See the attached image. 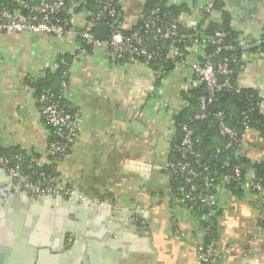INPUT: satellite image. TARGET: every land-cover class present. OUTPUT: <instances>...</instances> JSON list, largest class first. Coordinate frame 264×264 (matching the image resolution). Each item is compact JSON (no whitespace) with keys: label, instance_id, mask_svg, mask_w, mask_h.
Listing matches in <instances>:
<instances>
[{"label":"crops","instance_id":"obj_1","mask_svg":"<svg viewBox=\"0 0 264 264\" xmlns=\"http://www.w3.org/2000/svg\"><path fill=\"white\" fill-rule=\"evenodd\" d=\"M152 1L118 0L121 27L130 30L147 2ZM160 1L166 6L186 8L178 18L186 31L196 27L205 30L221 20L219 11H204V3L216 0ZM218 1L230 13L231 27L241 36L255 40L264 34V0ZM84 17V13H77L71 24L81 29ZM79 45L75 38L26 32L0 35V147L19 149L36 156L40 165L47 163L50 133L41 121L28 82L46 70L54 72L64 64L63 57L70 56L67 96L76 112L77 135L71 150L56 165L57 184L77 192L78 206L83 210H93L84 204L86 199L100 204L99 208L110 205L111 212L122 210L114 219L107 217L108 224L116 228L112 235L102 222L93 229L95 212H91L93 219L87 218L89 223L83 222L86 234L98 235L88 238L94 244L91 249L95 264H123L122 257L133 247L145 255L149 253L143 242L147 228L158 252V264H201L197 256L203 242L200 221L171 203L170 179L164 165L170 149L165 144L171 143L174 133L172 118L182 104L180 93L188 91L195 80L193 66L202 57L203 46L185 48L187 53L178 57L173 70L159 77L147 64L116 60L101 47L76 58ZM238 84L242 88L258 86L264 91V57L244 66ZM134 122L141 130L132 127ZM243 146V153L251 159H264L263 137L246 134ZM260 196L250 192L235 196L224 188L218 191L220 264H246L243 256L247 253L264 264V247L254 242L263 228L264 194ZM61 204L31 198L10 201L8 211L16 216L0 218V246L10 247L13 252L15 245L22 244L23 236L15 237V224L39 245L48 238L45 221L69 229L81 226L73 216L61 213ZM135 204L139 214L135 211L127 217L125 212L135 210ZM18 248L22 255L23 248ZM11 251L5 253L7 257L12 256ZM52 255L46 256L49 262ZM23 260H6L3 264H25ZM62 260L59 258L55 264H68Z\"/></svg>","mask_w":264,"mask_h":264},{"label":"trees","instance_id":"obj_2","mask_svg":"<svg viewBox=\"0 0 264 264\" xmlns=\"http://www.w3.org/2000/svg\"><path fill=\"white\" fill-rule=\"evenodd\" d=\"M108 3L109 0H63L62 7L58 12L51 14L50 19L52 21H59L62 24L67 23L71 26L70 17L81 12L83 9L85 25L82 28L93 33L94 27H90L88 23L91 22L90 20L95 18ZM112 4L116 9L115 15L113 17L105 16L100 22L109 23L112 30L118 28L123 30L125 34L134 31L139 32L144 39L143 47L147 52L156 55L147 65L155 74H159V77H163L173 70L175 62L180 59L169 58L171 48L179 49L182 55L187 53L184 50L185 45L183 40L190 38L194 31H186L178 25L177 36L175 38L166 41H157L153 39L151 33L145 32L142 17L155 19L156 16L153 15V11L157 10V17L165 27L173 20H178L181 12L186 11V8L184 6H166L165 3L160 0L147 2L142 10L140 19L136 21L130 30H125L121 27L120 21L118 20V15L121 13L118 0L113 1ZM0 9L8 10L15 14L19 11L23 15L29 13L19 8L14 0H0ZM212 9L220 12L221 20L218 24H210L205 30L196 27V29L200 31L199 38L210 39L215 32H223L226 36L220 48L212 44L203 46L204 51L199 62L204 63L209 60L215 69L224 63L226 67L232 71L229 77L230 88L216 87L209 92L206 85L200 82L190 90L180 93L184 105L172 118L174 133L171 137L167 161L174 164L187 163L194 171L198 172L200 175L193 181L199 187V193L202 195L206 193L203 185L205 179L211 184L212 189L217 188L220 190L224 188L235 196H241L244 192H250L253 195L260 196V193L251 190L247 186L244 175L250 170L253 173L254 180L262 182L264 180V159L254 160L243 153V136L256 133L258 136L264 138V111L259 107L260 98L256 90L239 87L238 77L244 68V64L240 60V57L244 52L237 42L239 33L231 27L230 13L224 9L223 3L218 0L213 3ZM76 40L80 45L82 44L80 38ZM258 41H264V34L260 35L258 39L252 40V44ZM190 45L191 44L188 43L186 47ZM92 49V47L86 46V54L90 53ZM248 51L264 54V44L256 48H251ZM63 60L64 64H59L54 72L46 70L38 77L29 80L28 89L31 91L36 101L41 95L48 92L51 101L58 102L63 110L69 112L74 122L76 112L74 108L70 107L67 96L69 90L68 68L72 58L65 55ZM120 60L123 62H143L139 57H130L127 55ZM194 77L197 79L196 74H194ZM202 99H211L210 104L206 106V118L203 120H195V116L199 113ZM217 115L220 116L221 122L225 126L235 130L237 133V140L228 149L225 148L228 138L222 136L220 133L216 118ZM184 126L190 129L192 133V145L189 154L186 155L181 154L178 150L181 146ZM45 127L50 133L49 142L59 141V138L54 136L53 130L48 126ZM236 151L241 152L239 157H235ZM66 154L49 153L47 155V163L40 165L39 163H29L30 158L35 157L37 159L36 156L26 155L23 151L16 148L3 149L0 147V155L8 158L11 164L17 162L14 160L15 156L20 157L18 161L22 164V172L28 176L31 181L38 182L41 185L44 183L43 179L40 177L41 173H44L46 176L58 178L56 165ZM236 168L240 169V179L234 178V171ZM204 169L206 170L204 171ZM184 184L185 179L183 177L179 175L171 177L169 182L171 203L173 202L172 199L183 198L184 192H181L180 189L184 187ZM180 207L185 208L199 219L201 229L202 227L207 228V231L203 232L201 247L205 250V248L214 242L215 248L217 249L219 240L218 219L221 215L218 203L215 207V218L211 219L209 222L202 220V217L208 212V209L199 201H185ZM260 227L264 228V220L261 222ZM220 262L217 251V255L212 254L208 261H201V264H220Z\"/></svg>","mask_w":264,"mask_h":264},{"label":"built area","instance_id":"obj_3","mask_svg":"<svg viewBox=\"0 0 264 264\" xmlns=\"http://www.w3.org/2000/svg\"><path fill=\"white\" fill-rule=\"evenodd\" d=\"M115 0H109V3L106 4L102 11H100L95 18L90 20L88 24L90 27H95V25L100 24L101 20L105 16L113 17L116 13L112 2ZM16 5L22 10H26L29 13L23 15L20 11L11 13L8 10L0 9V35L6 34L10 35L13 33H22L26 32L32 35H50L56 37H66V38H80L82 44L79 46L76 58H79L86 54L85 47L90 46L93 49L96 47H101L106 50L113 58L120 60L124 56L130 57H139L143 60L142 63L148 64L156 55L153 53L147 52L143 47L144 39L139 32H132L125 34L121 29L112 30V27L109 23H103L109 26V34L103 41H95L93 39V33L86 31L84 28H77L71 24L67 23L62 24L59 21H52L50 15L59 11L63 5V0H14ZM213 8L212 2L204 3V11H211ZM84 13V10L81 11ZM158 11H153V15L156 16L155 19L149 17H142V23L145 29V32L152 34L153 39L157 41H166L173 39L177 36L178 31V20H173L168 26H163L157 17ZM74 15L70 17L71 19ZM141 17V16H140ZM84 29V30H83ZM193 35L190 38L183 40L185 45L184 49L187 48V44L190 43L192 46H205L206 44H212L215 46H220L224 42L226 36L223 32H215L212 38H199V30L194 28ZM239 47L246 48L252 45V39L241 36L239 34L237 39ZM189 48V47H188ZM242 53L240 60L244 66L250 64L253 60L264 57L263 53L260 52H249L244 51ZM182 56V53L177 48H171L169 58L174 59ZM193 72L196 74L197 79L193 81V88L200 82H203L208 88L209 92L214 90L216 87L230 88L229 77L232 74V71L229 70L226 65L223 63L219 65L216 69L213 68L209 60L204 63L198 62L193 66ZM159 76V74H158ZM216 76L222 78V82L218 83ZM252 89L258 92L259 96V107L264 111V91H262L258 86L253 87ZM211 99H202L200 102L199 113L195 116V120H203L206 118L205 110L206 106L210 104ZM36 106L38 113L40 115L41 121L44 126H48L53 130L55 137L59 138V141L49 142L48 145V154H66L69 152L75 142L77 135V129L75 123L72 120L69 112L63 110L58 102L51 101L50 94L45 92L40 98L36 101ZM181 109L184 105V102L181 101ZM218 127L222 136L228 138V142L225 148H230L232 144L237 140V133L235 130L225 126L221 122L220 116L217 115ZM191 131L190 129L183 127V138L181 146L178 148L179 152L183 155L189 154L191 143ZM245 135L243 136L244 140ZM241 155L240 151H236L235 157ZM20 157L15 156L14 160L17 161L14 164H11L9 159L0 155V169L7 174H10L15 181V185L22 188L25 192H30L33 195L41 194H53L60 193L63 196L71 199L74 195L69 189L59 187L57 184V178L53 176H46L44 173L40 174V177L43 179V185L38 182L31 181L28 176L22 172V164L18 160ZM29 163L38 164V159L35 157L30 158ZM206 169H204L205 171ZM164 171L171 179L174 175H179L185 179L184 187L180 190L184 192L183 198L172 199V203L176 206H182L185 201H199L204 205L208 212L202 217V220L209 222L211 219L215 218V207L217 205V195L218 189L211 188V184L204 179V190L205 194L199 193V187L194 183V179L197 178L200 174L194 171L189 164L187 163H177L166 162L164 165ZM234 178L240 179L241 172L239 168H236L234 171ZM244 179L247 182V186L260 194H264V180L262 182H257L254 180L252 171L248 170ZM185 189V190H184ZM215 192V193H214ZM202 231L206 232L207 228L202 227ZM254 242L264 247V228H261L260 233L254 238ZM212 254L217 255V249L215 248V243L212 242L205 250L200 247L197 252V256L201 261H208ZM257 262L255 255L247 253L243 256V262L249 263V261ZM256 264H259L258 262Z\"/></svg>","mask_w":264,"mask_h":264},{"label":"water","instance_id":"obj_4","mask_svg":"<svg viewBox=\"0 0 264 264\" xmlns=\"http://www.w3.org/2000/svg\"><path fill=\"white\" fill-rule=\"evenodd\" d=\"M109 31L110 29L108 25L103 23L97 24L94 27L93 39L98 42L103 41L108 36ZM263 44L264 41H258L252 44L250 47L243 48L242 50L247 51L251 48H256ZM216 79L218 83L222 82V78L220 76H216ZM132 127L136 130H141V126L137 122H134L132 124ZM165 146L169 148L170 143H166ZM137 166L143 168L146 167V164H138ZM14 184L15 181L12 176L0 169V218L8 215V217H12V219H14V217L16 216V214L14 213L11 214L10 210L8 211L10 201L16 202L20 198H22L23 200L31 198L39 200V202H44L46 204H48L49 202L54 203L55 201H60L62 203L61 206L63 207L61 213L66 212L70 216H73V218H75L78 223L80 222L81 226L78 224L75 229H69L62 227L61 225H51L49 221H45L43 227L46 232H48V238L39 245L36 244V242H34L31 237H29V235H27V232L21 231L18 224H15L13 228L15 237H17L19 234L22 235V244L15 245L13 248V252L10 250V247L8 248L5 246H0V252L3 253L0 254V264H3L6 260L15 262L20 260L21 258L24 259L23 262L25 264H55V262L59 258L63 259V262L68 261V264H95L94 253H92L91 249V246H93L94 244L88 238L97 237L98 235H93L92 232L86 234L83 231L82 225L85 223V220L86 223H89V221L87 222V218L93 219V215H91V212H95V217L91 222L93 229L96 225H99L100 222H102L103 224L108 226V234L112 235L116 228L114 225L108 224L109 219H107V217H111V219H114L122 213V210L111 212V208L109 207L110 205H104L99 208L100 204H98L97 202L90 203L91 200L86 199V202L84 201V204L87 206V208H93L92 211L91 209L90 211H87L85 209H81L78 206L79 196L77 192L76 194L74 193L71 199L63 196L60 193L33 195L30 192L23 191L21 187ZM136 209L137 204H135V210H129L125 212V214L127 215V217H130L132 214H134L135 211L136 214H139V210ZM115 221L116 220H112V222ZM139 227V225L138 227L137 225L135 226V228ZM131 228L132 226L130 227V229ZM147 231V238H144L143 242L147 245L146 247L149 250V253L145 255L144 252H138L133 247L132 250L128 251L127 255L122 257L121 262L123 264H158V252L152 243V236L148 228ZM25 237H28V240H25ZM18 247L23 248L22 255H20V249ZM10 251L12 252V256L7 257L5 253ZM59 252H61L62 255H60ZM51 253L53 255L50 259L51 261L49 262V259L46 256H49V254ZM148 255L150 257L147 260H144Z\"/></svg>","mask_w":264,"mask_h":264}]
</instances>
